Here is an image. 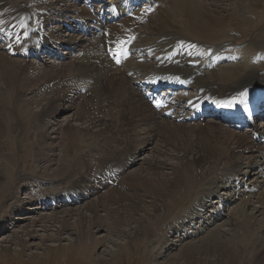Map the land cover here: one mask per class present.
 Returning <instances> with one entry per match:
<instances>
[{
    "label": "bare ground",
    "instance_id": "bare-ground-1",
    "mask_svg": "<svg viewBox=\"0 0 264 264\" xmlns=\"http://www.w3.org/2000/svg\"><path fill=\"white\" fill-rule=\"evenodd\" d=\"M5 1L0 0V139L3 138L1 127L6 110L2 100L10 93V107L17 111L28 94L24 84L18 82L19 77L27 75L30 70L45 69L42 64H39L41 67L33 64L30 57L41 60L42 53L58 55L62 48L69 49L68 58L60 56L61 61H56L58 68L50 64L54 71L44 77V87L40 91L52 87L54 96L41 107L37 122L45 124L46 130L49 125L44 122L55 118L64 109H75L77 113L72 121L89 123L90 129L82 130L91 133L89 139L93 141L81 157L86 170L81 172L77 167H71L61 177L74 180L72 185L76 190L66 195L68 199L78 202L97 196L104 189V184L99 182L101 179L116 186V189L110 187L115 195L107 200L94 201L89 206V214L77 209L75 220L79 229L72 233L66 248L75 250L82 258L88 254L90 246L105 243L89 232L91 225L101 221L100 211L112 220L116 230L113 232L104 225H98V230L121 236L123 232L117 226L125 222L131 225V229L137 227L124 237L149 241L151 234L147 225L144 226L147 218L151 211L155 212L167 203L170 219L176 218L177 208L182 223L172 222L174 226L167 229L159 242L166 251L174 250L175 245H170L167 237L184 228L183 222L193 224L197 219L196 213L200 211L195 208L198 200V205L203 207L198 220L202 221L196 231L188 232L189 239L193 234V242L185 244L183 242L187 239L179 240L181 244L176 247V258L170 259L161 251L152 255V264H167L175 259L171 264H180L179 260L184 262L182 264H264V202L262 200L260 208L253 207L249 201L244 203L241 196L248 186L238 178L241 175L248 177L253 168L259 169L258 178H264V126L259 129L251 125L252 128L243 133H233L231 129L221 128L212 121L205 122L206 125L200 123L206 121L201 119L207 111L219 113L222 119L245 122V125L252 123L256 111L263 112L264 25L257 32L255 30L263 5L232 0L227 10L223 3L225 0ZM235 7L240 12L250 9L256 12V21L244 19L245 29L231 33V18L236 27L240 20L237 17L228 18L226 14L233 13ZM51 24L56 28H50ZM242 44L258 47L259 53L254 55L250 54L253 51H244L245 57L242 55L244 58L240 59L237 54L241 51H237L235 46ZM227 45L237 49L231 50L234 51L232 56L238 59L221 65V59L227 56L224 52ZM9 53L27 58V64L14 65ZM66 58L67 64L64 62ZM258 59L262 62L259 63ZM117 60L120 62L117 63ZM26 77L25 80L29 79ZM183 81L186 87L197 92L187 101L190 112L184 113L181 99L179 105L168 96L167 100L155 99L157 95L153 90L158 85L167 84L171 87L167 91L173 93L174 87L183 84ZM146 90L150 94L145 93ZM229 104L233 106L228 107ZM104 107L116 111L117 116L105 119L101 113ZM106 114L108 112L103 115ZM157 119H163L167 124L156 123ZM142 125L147 128V138L136 143L132 138L135 133L132 132ZM72 126L64 128L69 129L68 137L74 143L79 129ZM75 130L78 132L75 133ZM157 133L167 137V144L160 146L159 156L154 157L142 172V175L152 179L134 174L127 177V171L135 164L133 156L143 147L150 146L152 141H157L160 138ZM42 139L49 143L57 141L46 131ZM96 146L100 151V166L89 160ZM48 147L43 145L41 148V165L50 162L53 156ZM166 168L170 173L167 179L155 178ZM97 170L100 178L96 177ZM9 181L7 178L6 182ZM43 183L53 186L48 180ZM43 183L37 182L30 200L17 199L8 207L4 216L0 217V231L5 228L6 222L17 221L15 216L20 217L24 208L35 201L39 204L44 201V206L48 201L56 206L60 203L58 196L41 200L45 196L42 192L46 190L42 189ZM262 183L260 188L264 187V181ZM225 192L228 197L224 196ZM212 197L218 199L215 203H219L220 208L206 203ZM237 200L241 201L238 204L241 216L237 217L234 213L228 227L211 228L212 224L214 226L223 219V207ZM182 206H189L190 210L179 209ZM39 208L36 206L28 210ZM207 209L214 213L213 219L205 212ZM131 212L145 213L147 218H129ZM64 214L56 215L46 223L32 218L29 224L19 227L12 238L0 241V252L8 249L3 244L19 248L23 254L30 252L29 249L36 245L32 241L39 238L37 228L40 225L48 233L47 240H62L74 213L69 211ZM258 214L263 216L260 221L257 220ZM55 225H59L56 231L52 229ZM114 245L117 246V243L114 242ZM55 248L44 246V252L48 254L51 249L52 253ZM115 252L111 249L106 251L111 258L118 255ZM34 254L32 251L28 255L31 257ZM167 258V262H161Z\"/></svg>",
    "mask_w": 264,
    "mask_h": 264
},
{
    "label": "rangeland",
    "instance_id": "rangeland-1",
    "mask_svg": "<svg viewBox=\"0 0 264 264\" xmlns=\"http://www.w3.org/2000/svg\"><path fill=\"white\" fill-rule=\"evenodd\" d=\"M11 1L18 2V1H26V0H6L5 3ZM48 1H52V0H48ZM55 1L59 2L60 0H55ZM231 1L232 0H227V1L225 0L223 2L227 10L229 9L228 5H230ZM251 1L255 3H261L263 5V7L260 8L259 11L260 20L258 19L259 21L255 25L256 27L255 30L257 32V30L264 25V0H246V3H250ZM233 10H234L233 13L231 14L227 13L226 15L228 16V18L237 17L239 18L240 21H239V26L236 27L233 25V20L231 18V24H232L231 29H233L231 33H235L236 30H239L240 28H241L240 30L245 29V25L243 23L244 19H249V20L251 19V21H256L255 20L256 12L252 11L251 9L247 10V12L246 11L240 12V10L237 7H235ZM51 25L53 29L56 28V25L53 24ZM63 34H65L64 31ZM229 37L231 36L229 35ZM231 47L232 46L227 45V47L224 50L225 54H227L229 56V59L231 60L229 61L222 60L221 65L231 64L232 62L238 59L237 57L232 56V54H234V51L232 50H237L236 48H238L237 51L239 50L241 51L239 52L240 55H238L239 53L237 54V56L240 59H243L245 57L243 55L244 51H246L247 53L253 51V53L251 52L250 54L256 55L257 53H259L260 50L258 47H255L254 45H250V44H242L241 46L240 45L235 46L236 48L235 47L231 48ZM69 51H70L69 49L62 48L58 53L61 54V56L68 58L69 54L67 53ZM41 57H42L41 60L36 61V59H33L32 63L37 65L38 67L39 66L41 67V65L39 64H42L44 65L43 67H45V69L40 68L39 70H32V71L30 70L27 73V75L23 74L21 75V78L19 77L18 82L24 84L22 85L26 90V93H28L25 96L24 99L25 102L22 103L21 108H19L17 111H14L10 107L11 94L9 93V91H8L9 96L4 100H2V104L4 107H6V110L3 116L4 123L3 126L1 127V131L3 132V138L0 139V217L4 216L5 212L8 210V207L12 206L17 199L19 201L30 200L32 197L31 194L33 193L34 186L37 184V182L43 183V181L48 180L53 185L51 187L50 185L48 186L47 183L42 184L44 186L42 187V189H46L47 191L44 190V192H42V195L45 194L44 197H41L42 195H39V197H41V200L42 199L47 200L48 196L49 198H51V196H53V198L58 196L57 198H60V200L63 198V203H66V201L67 200L69 201V199L65 196L76 189H73V185H72L74 180L61 178L65 170L71 167H77L78 169H80L81 172L86 170L85 162L81 161V157L83 152L87 150V145L93 142L89 139V137H91L92 134L87 133L88 131L82 132V130L90 129L89 123L83 121L81 122L72 121V118L75 117L77 110L64 109L55 118L53 119L50 118L49 120L44 122V123H48L49 125L48 129L46 130L45 127L43 126L45 124L37 122V115L39 114L41 107L45 106L48 103V101L52 99L54 96V90L52 89V87L40 91L41 88L44 87L43 85L44 77L52 75V72L54 71L51 70L50 64L54 65L53 68H58L59 66V65L57 66V62H56L58 59V55L45 53L42 54ZM10 58L12 59L14 65L22 66L27 64L26 60H23V58H18L15 55H13V57ZM67 58L66 61H64L66 62V64L68 62ZM226 58L227 57H224V59ZM258 61L259 63L262 62V60L260 61L259 59ZM25 77L31 79V81L29 79L25 80ZM21 79H23L24 82ZM157 93L158 95H160L161 93L166 95V90H164V86H162L161 90H158ZM195 93L196 92L193 89H188L186 91H182L181 93L176 92L172 96V99H174L175 103L179 105L181 98H191L194 96ZM183 104L185 106L187 105L185 101H183ZM107 108L108 107H104L101 111V113L103 112L102 116H104L105 119L113 118L117 116L116 111ZM107 112L108 114H106V116L103 115L104 113ZM187 112L188 110H185V113ZM214 117L215 114H211V113L208 114V120L217 123V125L218 126L220 125L219 127L221 128H226L229 130L231 129L230 131H233V133H235V131L236 133H240V132L243 133L246 130L252 128L249 127V125H245L240 122H231L229 120L221 119L217 117H215L214 119ZM158 121L167 124V121L163 119H157L156 123H159ZM203 124L206 125L205 122H203ZM66 125L68 126V128L70 127L73 128L72 125H75L74 128H77L76 130L79 129L78 136H75L73 139L74 143H72V140L69 139L68 137L67 131H69V129L67 130L64 128ZM251 125L255 128L257 127L261 129L264 126V112L263 114L256 115ZM141 127L138 129L139 131L137 130L139 133L137 131H133L134 127L132 129L133 131L132 133L133 134L135 133L132 136V138L136 141V143L140 142L142 139L144 140L145 137L147 138V134H148L147 128L144 125H142ZM76 130L75 133L78 132ZM44 131L48 132L51 138H57L56 139L57 141L55 142L51 141L49 143L46 142V140H43L42 134L44 133ZM157 134L160 137L157 141H152L150 146L143 147L142 149H140V151H137V154L133 156L135 160V164L132 166V168H130L127 171L126 173L127 177H131L134 174L140 177L143 176L148 180L152 179L149 176L146 177L142 175V172L144 171V169H146L149 166V162L153 160L154 157L159 156L158 149L160 148V146L162 144H167V137H165L161 133H157ZM192 135L191 137L193 138L194 135L193 136ZM194 139L196 138L194 137ZM201 141L206 143L205 139H202ZM43 145L46 148L48 146H51L50 148L48 147V149L51 150L53 156L51 157L50 162L41 165L39 163V158H40L41 148L43 147ZM99 156H100V151L96 146L95 150L89 156V160H91L93 164H95L96 166L98 165L100 166ZM258 173H259V169L253 168L250 169L248 177L244 178V176L241 175L238 176V178L240 177L239 179H243L244 180V181L242 180L243 183L248 186L243 189V191L245 190V192L242 191L243 192L242 193L243 195L241 196L242 201L244 203L245 201L246 202L249 201V203H251L253 207L256 206L258 208L259 206L260 208L262 200L264 202V187L260 188L259 186L263 185L262 181H264V178H258ZM168 174L170 173L166 168V170H163L160 173V175L155 178L161 177L163 179H167ZM96 177L100 178V175H98V170L96 172ZM7 178L10 179L9 182H6ZM103 181L104 180L101 179L99 182L101 184H104L103 185L104 189H101L100 193L97 196L91 197L86 200L81 199L79 203L76 202L77 204L65 205V206L57 205L56 208L49 207L48 206L49 204L46 205L48 206L47 208L46 206H44L45 204L44 201H41L40 204L39 202L35 201L31 203L29 206L24 208V212L19 214L20 217L15 216L17 221H14V223L13 221L6 222L5 228L3 227L4 228L2 229L3 231L2 230L0 231V241L3 240L5 241V239L12 238L11 236L15 235V232L19 230V227L23 228L24 225L29 224V220H31L32 218H35L37 220H42V223L43 222L46 223V220H50L56 215H65L64 213H67L69 211H73L74 213L73 217H71L72 219L67 223V228L62 235V240H55V239L47 240L46 237H48V233L45 232L40 225L37 229H38V237L41 239L35 238L34 239L35 242L32 241L36 245H34L33 249L32 248L29 249L30 252H26V254H23L20 253L19 248L16 249V247H13L10 244H3V246H5L8 249H6L5 252L4 251L2 253L0 252V264H41V263L42 264H102V262H104L103 264L106 263L107 264H152L153 263L152 255L153 254L157 255L161 251L165 252L166 257L167 255H169L170 259H172V257L176 258V255L178 254L177 253L178 250L176 249V247H178L181 244L179 240L187 239L186 241L183 242L185 244L193 242L192 241V239H194L192 238L193 234H190L191 238L189 239L188 232L196 231V228H199L201 226V223L199 222L202 221V220H198V218L202 216L201 214L203 212L201 211L203 210V207H200L202 205H198V200H196L197 205L195 204V208H197L200 211L196 213L197 219L193 221V224H191L190 222H183L182 225L184 226V228L180 229L178 233L176 234L174 233L170 237H167V241L170 243V245H175L174 250L167 249L168 251L167 252L166 249H163L164 245L159 242L161 238H163L164 233L167 232V229H171L174 226L172 222L175 221V223L177 222L180 225L182 223L181 222L182 217L181 215L179 216L177 214L178 212L177 208L175 210L176 218L170 219V210L169 208H167V203L165 205H161L155 212L151 211L152 214L149 216V218H147L144 215L145 213H140V212L130 213L129 218L130 217L138 218L139 216H141L142 218L148 219L147 223L144 226L147 225L148 231L151 234V239L149 241L139 240V238L128 240L126 237H124L125 234H130L131 232L135 231L137 227L136 226L135 229H131V225L129 226L125 222L117 226L123 232L121 236H118L115 233L108 234L106 232H103V230H98V225L108 226L111 230H113V232L114 230H116L115 227H113L112 225V220L107 219L105 217V213L103 211H100L101 221L96 223V225H91L89 232L91 233V235L98 237L101 241H104L105 243L98 244L95 247L90 246V250L88 251V254L82 258H80V256L77 254L75 250H68L66 246L70 243L69 239L70 237H72V233L73 232L75 233L79 229L78 223L75 220L77 209H81L87 214H89L88 208L89 206H91V204L94 201L102 200V199L107 200L111 195H115L116 192H112V189L110 187L116 189V186L114 184H110L109 182L105 183ZM55 182L58 183L54 184ZM92 184H98V183H92ZM123 188L124 187L122 186L121 189ZM226 194L228 193L225 192L224 196L228 197V195ZM10 196H12V198H9ZM216 200L218 199L212 197L211 200L207 201L206 203L207 204L211 203L215 206V208L218 209L220 208V205L219 203H215L217 202ZM49 202L50 201H48L47 203ZM238 204L239 205L241 204L240 200H237L236 203L233 204L228 203L227 205H225L221 212V215L223 214L221 218L223 219L217 221L214 224V226L212 224L211 228H215L217 226L220 227L221 225H222L221 227H228V221H232L231 218L234 215V213L235 215H237V217L238 215L241 216L239 211L240 208L238 207L239 206ZM36 206L40 207L39 210H28ZM182 208H184L183 211L185 212L187 210L188 211L190 210L189 206L179 207V209ZM249 209L253 210L251 209V207H249ZM205 212L208 214L209 217L212 216V214H214L210 212V209H207V211ZM213 218L214 217L212 216V219ZM257 218H258L257 220L260 221L263 219V216H260L258 214ZM16 226H18V228H16ZM56 226L59 225L53 226L52 229H54V231H56L57 228ZM51 232H53V230H51ZM51 232L49 234H54ZM114 242L117 243V246L114 245ZM41 243H43L45 247H54V248L56 247V248L52 253H51L52 250L50 249V252L48 251L47 254L44 252V246L42 247ZM59 246H63V248H60ZM38 247L40 248V250ZM108 249H111L113 252L116 251L118 255L114 258H111V256H109V254L106 253ZM32 251L35 252V254L30 257V255L28 254L31 253ZM166 260H168V258L164 259L161 262H167ZM176 260L177 259L171 260L167 264H171ZM179 262L180 264L184 263L183 261L180 260Z\"/></svg>",
    "mask_w": 264,
    "mask_h": 264
},
{
    "label": "snow or ice",
    "instance_id": "snow-or-ice-1",
    "mask_svg": "<svg viewBox=\"0 0 264 264\" xmlns=\"http://www.w3.org/2000/svg\"><path fill=\"white\" fill-rule=\"evenodd\" d=\"M120 61L119 60H117V63H119ZM233 106V104H229L228 105V107H232Z\"/></svg>",
    "mask_w": 264,
    "mask_h": 264
}]
</instances>
